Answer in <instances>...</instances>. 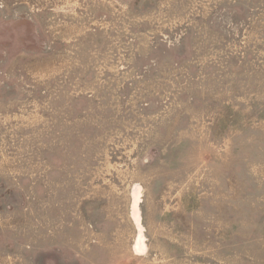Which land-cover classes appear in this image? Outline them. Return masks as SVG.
<instances>
[{"label": "rangeland", "instance_id": "rangeland-1", "mask_svg": "<svg viewBox=\"0 0 264 264\" xmlns=\"http://www.w3.org/2000/svg\"><path fill=\"white\" fill-rule=\"evenodd\" d=\"M0 264H264V0H0Z\"/></svg>", "mask_w": 264, "mask_h": 264}, {"label": "bare ground", "instance_id": "bare-ground-1", "mask_svg": "<svg viewBox=\"0 0 264 264\" xmlns=\"http://www.w3.org/2000/svg\"><path fill=\"white\" fill-rule=\"evenodd\" d=\"M136 212H138V210H137V208H136ZM139 214V213H138ZM136 219H137V221H138V224H140V220H141V216H140V214L139 215H136ZM144 242H142V237H141V240H139L138 241V243H137V248L139 249V248H144V244H143Z\"/></svg>", "mask_w": 264, "mask_h": 264}]
</instances>
